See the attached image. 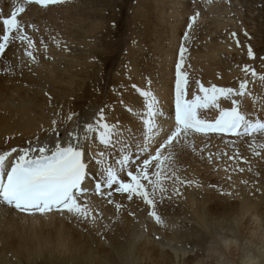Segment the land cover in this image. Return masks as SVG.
<instances>
[{
    "label": "bare ground",
    "instance_id": "1",
    "mask_svg": "<svg viewBox=\"0 0 264 264\" xmlns=\"http://www.w3.org/2000/svg\"><path fill=\"white\" fill-rule=\"evenodd\" d=\"M72 1L65 0L62 4L51 5L48 8H42L39 5L27 6L25 12L18 17L33 25H35L34 21L36 22L35 26L38 31H33L31 28L27 31L36 41L38 51L35 54L38 61L35 64L29 62V67L21 68L16 56L22 57L26 62H28V58L24 56L23 48L19 47V42H17L16 47L6 50L5 58L0 59V151L9 150L10 147L26 146L28 141L35 143L37 136L42 141L49 138L55 139L51 132V121L54 119L53 113L59 110L60 106H64L62 110L65 115L69 111L80 113L87 111L90 105L93 107L105 103L111 105L115 102L116 95L122 94V97L126 98L127 104L133 107L134 113H142L144 111L142 98L138 96L132 85L136 84L137 87L145 88L149 80H151V90L159 100L157 107L161 115H158L157 122L165 127L174 124L175 65L179 59V46L182 43L179 44V37L183 41L184 32L188 30L186 23H189V17L194 13L195 10L192 6H195L196 3H193V0H166L159 3L156 0H147V2L150 1L149 4L140 2L142 5L146 4L144 13L141 12L140 6L134 7L135 20L128 25V28H132V34L129 32L131 30L127 29L126 31L129 33H126V36L122 38V40H128V45L123 46L118 43V55L120 56L117 60L118 65L112 83H110L111 86L109 83L104 85V80L107 76V70L108 73L110 72V68H108L110 59L117 54L115 48L105 56L103 52L99 54L97 51L91 50V55L98 60V63L96 65L95 63L90 64L87 68L90 82H94L95 85L88 86L86 84L84 86L83 99H85L86 94L90 100H87L82 108L72 109L68 98L73 93L68 88L72 85L70 82L73 79H63L64 76L57 71V65L51 63L50 60L64 58V61L61 62L62 65L64 62H72L66 57L68 53H64V49L69 48V51L70 43H73L74 46L79 43V41L75 42V36L79 35L75 30V17H72L73 28L67 27L64 30L66 33L64 36L68 40L64 43L53 42L48 36L47 27L69 15L67 13L58 14L57 8L70 5ZM86 1L85 4L77 7L72 16L87 15V8L93 2L91 0ZM19 3H23V0H0V14H10ZM205 3H208V0H205ZM210 4H207L208 11L206 14L197 9L202 16L213 17L222 12L231 14L228 0H212ZM139 15L144 16L143 21H140ZM185 15H187L188 22L183 19ZM213 23L214 25H221V22L216 23L214 21ZM139 24L141 26L138 28L137 25ZM209 26L211 27V25ZM196 29L197 26L194 29V34ZM226 36L228 38L230 33ZM41 39L48 45L47 50L41 46ZM189 42L187 45L189 51L185 55L184 66L185 70L189 72L188 99L199 94V85L196 81H200L205 87H210L212 84H216L218 87H238V80L244 75L241 71L243 65L238 61L229 62L228 57L232 49L235 50L237 56L240 55L241 48L236 46L231 37L228 38L231 46L224 43L213 46V43L209 41L207 32H205L206 50L197 53H194L196 45L190 48ZM115 45V43H108V47ZM17 47H19V51H17ZM143 48L150 54H144L138 60L141 54L138 51ZM218 56L221 58L217 59ZM6 65L9 68L14 67L15 71L11 74L6 73L4 71ZM137 66L141 67L140 72L144 73L146 77L139 75ZM256 68L258 74L264 72V64L261 62ZM63 81L68 82L69 87L63 85ZM123 85H128L131 90H134L137 97L125 86L121 88ZM114 89L116 90L115 93ZM45 91L48 93L44 94ZM258 95H264V92ZM49 97H51V101ZM247 103L250 110L251 98L247 99ZM221 105L228 107L230 101L221 98ZM119 107L120 110H116L118 117L125 122L131 119L139 126V120L135 114L129 115L123 107ZM199 114L202 119L213 120L218 115V110L215 108L201 109ZM66 127L70 131L73 125L69 122ZM60 128L61 140L65 142L68 139L65 127L61 126ZM135 134H138V127ZM233 140H236L241 154L252 161L253 171L261 173L260 177H256L261 185L259 192L255 188H250L240 182L241 179L251 181L252 174L232 171L236 161H230L227 156L222 155L224 152L232 155L233 149L228 145ZM193 144L197 149L195 152L192 151ZM205 145L207 148L201 152L200 149L204 148ZM209 152L214 154L212 161L206 157V153L209 154ZM240 166L246 167L243 162L240 163ZM191 167L210 169L211 176L214 175L216 179H222V182L226 183V189H229L234 194L233 196L238 195L241 205L232 200L229 202H211L212 196L209 195L208 198V194L201 191L208 177L204 175L195 179L190 170ZM174 168L181 180H190L192 183L176 182L175 187L179 189L180 194L173 195L170 200H165L163 204L158 205L157 212L165 221L162 225L157 224L155 220L145 218V214H148V208L139 199L128 201L125 196L114 194V201L125 205L119 213H116L114 204L109 205L106 199L91 194L92 189L90 188V198L86 199H89L92 207H98L103 212V221L91 225L86 222H79L67 213L64 215L55 212L48 215H28L12 209L6 218L0 217V246L14 252L16 254L14 255L16 258L13 256L15 259L19 258L20 255L31 258L33 253L57 252L65 258L77 259L80 263L88 261L90 264H106L101 260L111 263L116 256L120 264H132L133 258L130 259L129 257L134 254L138 255L139 259H151L152 261L154 259L161 264H169L172 261V255L164 250V243L159 241L158 245L155 246L154 242L144 237L145 232L143 230L146 229L152 236L161 235L175 243L186 244L194 239L192 236L195 233L198 232L197 235H199L200 230H204L209 235L204 228L206 224L205 212H208L216 218L225 219L232 229L230 235L234 238L242 241L247 236L248 242L258 241L261 247H264V231L260 227V220L256 216L247 217L249 212L264 214V194H262L264 193V162L253 156L248 143L225 134L204 135L195 133L189 137L188 144L184 149H177ZM228 175L232 176L231 181L226 179ZM196 180L198 183L194 186ZM165 184L171 191L172 183L166 181ZM129 212H134L135 215H130ZM245 217L247 218L244 219ZM182 219L192 220L191 223L200 228H196L197 231L187 229L186 225L189 223L184 224ZM243 219L244 221L241 222ZM250 219L254 221L251 231L247 227ZM105 224L109 225L107 229L104 227ZM192 231L194 232L192 233ZM120 239L122 241L118 242ZM213 242L217 244V247L211 248L213 252L222 251L221 245L225 247L228 245L226 240L220 238L219 240L213 239ZM116 246H119L120 250L114 249ZM258 252L261 253V251ZM245 255L247 254L243 253L242 256ZM214 258L213 256L212 259ZM192 260V257H187L182 259V262L187 264ZM237 260L233 259L232 264H237ZM248 260L240 257L239 264H244ZM1 262L10 264V258L5 256L1 258ZM246 264H250V262Z\"/></svg>",
    "mask_w": 264,
    "mask_h": 264
},
{
    "label": "snow or ice",
    "instance_id": "2",
    "mask_svg": "<svg viewBox=\"0 0 264 264\" xmlns=\"http://www.w3.org/2000/svg\"><path fill=\"white\" fill-rule=\"evenodd\" d=\"M65 0H23L8 15L0 14V59L5 58L6 50L23 48L26 62L16 56L21 68L29 67V62L37 63L35 54L36 41L28 34L27 29L38 31L36 26L19 19L27 6L39 5L48 8L51 5L64 3ZM212 0H208L211 3ZM195 3V0H193ZM201 16L194 11L189 17L187 31L183 35V43L179 46V59L175 65V114L174 124L162 126L157 122L159 100L151 90V80L145 88H132L142 98V113H134L122 94L116 95L111 105L89 106L85 112L69 111L66 115L62 107L53 113L51 132L55 139L41 140L39 136L28 141L26 146L10 147L0 151V217L6 218L12 209L28 215H48L67 213L79 222L95 225L104 220L103 212L89 203L90 193L106 199L107 204L115 207L119 213L124 204L115 202L114 194L125 196L128 201L139 199L149 206V216L157 224H164L163 217L158 214L157 207L173 195H179L176 182L191 184L190 180H181L174 164L177 149H184L189 137L195 133L204 135L219 133L237 138L248 143L254 157L264 162V72L258 74L256 67L243 64V77L238 80V87H218L212 84L205 87L200 81L198 92L188 99L189 72L185 70V55L188 53V42L194 39V29ZM245 37H249L247 31ZM230 37L237 47L241 41L236 32ZM58 43V42H57ZM41 46L47 50L43 39ZM17 47V51H19ZM247 56L264 64V55L257 57L249 43ZM240 67V65H237ZM30 70V68H29ZM6 73H13L15 68H4ZM114 93L116 90H113ZM221 98L230 101V106L223 107ZM251 98L254 111L249 110L247 99ZM51 101V97H49ZM117 105L129 114H135L139 126L133 120L125 122L116 115ZM215 108L218 115L213 120L202 119L201 109ZM74 126L67 130V124ZM65 127L67 141L62 142L59 128ZM138 127V134L135 130ZM233 149L232 155L222 153L230 161H236L232 169L238 173H251L252 179H241V183L256 191L261 190L259 171H253L252 161L243 156L236 140L228 145ZM207 148H201L203 152ZM196 146L192 145L195 152ZM15 154V155H14ZM213 153L209 152L208 160L212 161ZM243 162L246 167H241ZM228 181L232 176L226 177ZM171 182V191L165 182ZM215 188L216 185H210ZM222 195H232L229 190L221 189ZM264 194V193H262ZM135 215L134 212H129ZM107 229L109 225L105 224Z\"/></svg>",
    "mask_w": 264,
    "mask_h": 264
},
{
    "label": "rangeland",
    "instance_id": "3",
    "mask_svg": "<svg viewBox=\"0 0 264 264\" xmlns=\"http://www.w3.org/2000/svg\"><path fill=\"white\" fill-rule=\"evenodd\" d=\"M85 1L86 0H73L70 5L57 8L58 14L67 13L69 15L65 19L59 20L57 23L50 24L49 26H47L49 38L53 40V42L55 43L57 42L64 43L65 41H68L66 40L67 38L64 36L66 34L64 33V30L67 27L73 28L74 21L72 20V17H75V27H76L75 30L79 33V35L75 36V42L79 41V43H77V45L75 46L73 45V43H70L69 51H68L69 48L64 49V53H68L66 57L72 60V62L70 63L64 62L62 65L61 62L64 61L63 60L64 58L50 60L51 63L57 65V71L58 73L64 76L63 79H68V78L73 79V81L70 82L72 83L70 88H68L69 87L67 85L69 84L68 82L65 81L62 82V84L67 85L68 86L67 88L73 93L72 96L69 95L68 98V101L71 102L70 108L72 109L82 108L85 105L86 101L90 100L86 94H85V99H83L84 94H82V91L84 90V86L86 84L88 86L91 84L95 85L94 82H90L91 79L89 78V72L87 67L90 64H94V63L96 65L98 63V60L91 55L90 51L94 50L97 51V53L99 54L103 52L105 56L115 48V52H117V54L110 59L109 67H108L110 68V72L108 73L107 70V76L105 77L104 80V85L109 83V85L111 86L110 83H112L113 75L118 65L117 60L120 56L118 55L119 52L118 43L123 46L128 45L129 43L128 40L127 41L122 40V38L126 36L125 35L126 33L128 34L130 32L132 34V28H128V25L130 22L135 20L134 7L140 6L141 12L144 13V9H145L144 6H146V4H149L150 2V1L147 2V0H91L93 4L91 6H88L89 8H87V15L78 14L77 16H72V14L75 12L77 7L85 4ZM156 1L159 3L166 0H156ZM228 1L230 3L228 7L229 10L231 11L230 12L231 14L228 15V13L222 12V13H217L213 17H205L202 15L200 16L197 24V29L194 34V39H192L189 42L190 43L189 47L192 48L193 45H196V51L194 53L205 51L206 50L205 49L206 43H204L205 32H207L209 36V41L213 43V46H217L221 43H224L227 46H231V44L228 42V38L230 36H228L227 38L226 35H228V33L231 32H236L237 38L241 41V47H240L241 54L237 56L235 50L232 49L230 51L228 61L229 62L238 61L242 65L247 63L253 65L254 67H258L260 63L259 59L253 61L247 56V46L249 43L252 45L253 50L257 53V57L261 56L262 53L264 52V0H228ZM140 2L146 4L142 5V3ZM195 3L196 5L192 6V8L195 11L199 9L202 12H204V14H206L208 11L207 4L211 5L210 3H205V0H196ZM143 19L144 16H140V21H143ZM183 19H185L188 22L187 15H185ZM214 21H216V23L221 22V25H216V24L214 25L213 23ZM34 24L36 25L35 21ZM209 25H211V27ZM140 26L141 24L137 25L138 28ZM127 29H130L131 31L128 32L126 31ZM245 31L249 33V37H245L244 35ZM179 38H180L179 44L180 42L183 43V41H181L182 38L181 37ZM108 43L110 44L115 43L116 45L114 47L110 46L111 47L110 48L108 47ZM138 53H141L139 55L138 60H140V57L142 55L150 54L144 48L139 50ZM97 58L100 59L99 57ZM219 58H221V56L217 57V59ZM137 68L139 75L146 77L144 73L140 72V70H142L141 67L137 66ZM129 73L132 72L129 71ZM127 75L131 76L130 74ZM124 86L135 97H137L134 90H131L128 85H123L121 86V88H123ZM36 88L39 89V87ZM46 93L48 92L45 91L44 94ZM123 99L126 100V98ZM250 108H251L250 111H254L252 105H250ZM116 110H120L119 105H117ZM71 125L73 124L71 123ZM59 131L61 132V128H59ZM206 157H208V153H206ZM190 170L193 172L195 179H197L199 176H204V175L208 177V180L206 183H204L203 190L201 189V191H205V193L208 194V198L209 195L212 196L210 200L211 202L213 201L229 202L230 200H232L238 203V205H241L240 200L237 197L238 195L233 196L234 194L232 195L221 194V189L224 190H229V189H226V183L222 182V179H216L214 175L211 176L212 172L210 171V169H206V168L195 169V167H191ZM197 183H198L197 180L194 181V186H196ZM210 185H216V187L213 188L210 187ZM147 208L149 213L150 211L149 206H147ZM205 213H206V218H205L206 224L204 228L209 233V235H207L204 230H200L199 235H197L198 234L197 232L192 236V238L194 239L190 241L191 243L190 242L186 244L181 242L175 243L173 240H168L161 235L152 236L146 229L144 230L142 229L143 232H145L144 237L146 239H149V241L154 242L155 246L158 245L159 241H162L164 243V250H167L172 255V261H170L169 264H186L182 262V259H185L187 257H192L193 259L192 262L187 264H232L233 259H238L237 264H239L240 257H243V259L245 260L249 259L248 261H245L244 264L248 262H250V264H262V263L264 264L263 262L264 247H261L258 241L248 242L249 238L246 236L245 233L246 230H244L246 236L244 237L245 239L239 241L238 239L230 235L232 229L230 226H228L229 223L225 219H223L222 217L216 218L215 216L210 215V213L208 212ZM145 216L146 219H152V221H154V219L151 218L149 214H145ZM248 216H256L261 222L260 227L262 228V231H264V218H262L264 217L263 213L249 212L247 217ZM247 217H245L244 219H246ZM171 218L175 219V217L173 216H171ZM244 219L241 222H243ZM182 221L184 222V224L189 223V225H186L187 229L197 231L196 228H200L192 224L191 223L192 220L182 219ZM253 226H254V221L253 219H250L247 223L248 230L250 231L253 230ZM194 231H192V233ZM219 238L221 240L222 239L226 240L228 245L226 247L224 245H221L222 251L213 252L211 248L217 247V244L213 242V239L219 240ZM121 241L122 239L118 240V242ZM114 249L120 250L119 246H116ZM0 250H1L0 264L2 263L1 258L5 256L10 258V264H90L88 261H84L83 263H80L77 259L65 258L59 255L57 252H51L48 254L33 253L31 258H26L20 255L19 258L17 257V259H15L16 256L14 255L16 254L8 250L6 247L0 246ZM258 251H261V253ZM114 253L116 254V251H114ZM243 253L244 254L246 253L247 255L242 256ZM213 256L215 257L214 259H212ZM129 258L130 259L133 258L132 264L133 263L161 264L160 262H157L154 259L153 261L151 259L150 260L139 259V256L134 254L130 255ZM101 262L106 264H112V263L120 264L119 259L117 261L116 256L111 263L104 260H101Z\"/></svg>",
    "mask_w": 264,
    "mask_h": 264
}]
</instances>
